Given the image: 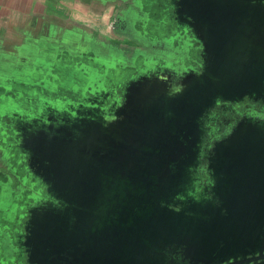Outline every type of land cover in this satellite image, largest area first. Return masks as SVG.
<instances>
[{
	"label": "water",
	"instance_id": "95a60500",
	"mask_svg": "<svg viewBox=\"0 0 264 264\" xmlns=\"http://www.w3.org/2000/svg\"><path fill=\"white\" fill-rule=\"evenodd\" d=\"M181 2L184 11H191L186 12L195 24L189 25L202 30L200 41L208 51L209 66L199 75L184 74L175 87L157 77L129 82L122 106L113 115L121 120L112 130L95 126V133L104 137L85 142L91 153L87 174L91 184L84 180L82 157L68 161L73 160L71 143L76 155L83 153L82 143L67 134L70 131L59 136L39 131L24 137L47 195L67 205L64 210H30L39 226L25 244L28 264H64L59 258L63 252L71 257L69 264H264V211L259 213L253 203L264 199V190L232 196L229 199L238 201L235 211L240 212L205 229L160 204L182 196L192 201L179 187V178L199 148L202 118L217 96H264V0ZM138 124L145 132L143 139L132 138V130L126 136L128 126ZM244 134L248 137H240L242 141L259 144L252 146V157L258 160L252 171L261 177L264 134L252 126ZM57 136L59 141L53 143ZM221 151L217 149L218 154ZM93 180L95 184L103 180L104 187ZM226 194L223 189L220 198ZM51 214L56 220L42 221ZM84 254L80 263L76 256Z\"/></svg>",
	"mask_w": 264,
	"mask_h": 264
},
{
	"label": "flooded vegetation",
	"instance_id": "af4514ba",
	"mask_svg": "<svg viewBox=\"0 0 264 264\" xmlns=\"http://www.w3.org/2000/svg\"><path fill=\"white\" fill-rule=\"evenodd\" d=\"M180 2L181 0H149L152 9L154 6L153 12L149 13L153 21H155L153 24L155 33L158 30V32H160L164 26L168 28L169 31H171L170 28L174 29V32L170 33V37H163L162 40L157 39V42L167 45L170 51H176L183 46L186 47V49L192 48L195 51V56L192 58L193 61H191L192 65L180 67L172 63H157L154 61V64L149 67H144L143 70L140 69L135 73V76L129 77L128 83L134 81L136 78L142 77L144 80H149L157 77L168 79V82L175 87L176 85H174V83L176 82H174V80H181L185 72L191 75L204 73L205 68H207L208 51L203 45L204 43L200 41L202 30L197 25H189L190 22L194 23V21L192 22L189 18L188 13L191 11H188L186 8L185 10L188 13L184 11V9L179 6L182 5ZM164 17H167L168 24L164 21ZM196 28H198V30ZM183 40L185 42L182 44L181 42H183ZM209 43H207L208 46H210ZM76 66L79 68L83 67L84 83L81 86L82 91L80 93L84 98H77L75 101L73 98H76L77 95H74V93L72 95V92L69 94L67 92L57 91L51 95L54 101H48V98L44 96V98H41L40 101L37 102L38 104L35 103V105L32 106L33 109L19 107L15 109L13 113H8L6 115L7 122L5 121L6 123H4V126L0 127V135H2V141L3 143L5 142L6 146L5 152L8 156L7 160L11 163L13 158L17 167L23 169V172L26 174L24 177L25 179L18 175L20 176V185L26 183V177H28L30 184L37 186V189L34 191L35 193L32 191L31 193L34 194L29 195V198H31L29 204L27 205V201H22V204L18 206L19 211L21 212L23 210V213H16V217L13 220L11 219L20 226H11L10 221L7 225L9 233L8 243L10 244L9 260L10 263L13 264L14 262L15 264H28L26 255L27 248L25 244L31 240L32 235H34L39 226L38 219L37 221L34 219L36 214L32 217L29 213L30 210L34 208L35 211L41 212L49 207L64 210L67 206L61 203V201L54 200L47 195L45 184L42 183L39 176H36L38 169L37 166L34 165V158H32L31 150L26 147L24 137L29 138L33 134L36 135L39 131H44L45 133L49 131L51 134L53 133V135L58 136L65 135L66 132L70 131V133L67 134H72L73 138L78 137V142L82 143L83 153H80L81 151L79 150L80 154L76 155L78 151H76L75 143H71L72 150H70V152L72 155L69 154V158H73V160L69 159L68 161L73 162L75 157H82L81 169L84 174L90 175L91 168L88 161L91 153L89 152V146H87L85 142L90 143L91 140L89 139L95 136L104 137L103 133H95L96 129H98L97 125H100L99 128L104 127L112 130L121 120L120 117H113V115H117L122 106V97L124 96V90L128 83H125L126 85L121 88L116 86L115 90L111 89L109 92L102 91V96L99 95L97 99L91 96L86 97L85 92L87 89L90 93L93 91L97 92L99 90L98 88H104L105 82L98 79L95 71L90 70V68L93 67L90 63L83 64L81 62ZM84 68H89L87 70L90 71H86L85 74ZM177 71H181V76H178L179 73ZM116 85L118 84L116 83ZM65 94L70 95L72 100L62 101L65 98ZM120 94L122 95L121 98ZM113 97H115V99L112 103L111 99ZM118 97L120 99L119 101L117 99ZM107 103H110L109 108H105ZM134 105L137 106V104ZM248 105L257 106L260 110L264 111V96L261 99H250L246 96L242 98H233L230 97V95L227 98L225 95L217 96L211 108L202 118L203 134L199 148L193 155L192 159H194V161L191 162L192 159H190L188 167L181 173L179 178V187L185 188V193H187L192 201H184L183 196L177 201L176 199L172 201H160L165 211L180 215L181 220H189L191 223L195 221L199 229H205L213 225V223L240 212L235 211L239 206L238 201H230L229 198L232 196L249 195L251 191H256L257 188L264 190V173L260 177L256 171H252V164L258 161L253 158L254 152L251 151L254 147L252 146L256 147V144H259L247 143V140L244 142L240 139V137L244 139L248 137L247 134H244L247 126L255 127L264 134V114L252 113L250 111L242 112V106ZM65 110L67 112H65ZM75 111L78 112V114H76L78 116L74 114ZM97 113L99 115H106L107 117H98ZM11 114H15L12 120L10 118ZM81 115H83V117H80ZM243 121L246 122V127H243L242 131H238L237 126L242 124ZM138 125L128 126L126 136H128L132 130L130 134L132 138L138 136L137 140L143 139V134L145 132H143V127H141L142 124ZM48 127H50V129ZM104 128H102V130H104ZM145 131L148 132L149 128H146ZM167 131L168 130H166V132ZM150 132H152V130H150ZM135 133L137 134L135 135ZM58 136L56 139H52L53 143L54 141H59ZM228 138L230 141L225 143V140ZM229 143L231 145H229ZM8 147L14 148L16 154H10L7 151ZM220 147L222 153L218 154L217 149ZM21 149L24 152H21ZM60 153L63 154V152ZM260 153H262V157L264 158V149L263 152ZM99 164V169L102 172L104 164L101 160H99ZM94 166L96 167V165H93V167ZM9 167L11 169V165H9ZM11 171L14 173L12 169ZM86 175L84 176V180L87 184H91V177ZM93 183L95 184L94 180ZM95 186L103 188V180H99ZM223 189H227L228 194L220 198ZM38 190H43L44 193L41 194ZM218 191L219 193L221 192L219 196L217 194ZM5 203H8V209L4 210L1 208L0 212H8L9 217H13V215L10 214L12 207H10V201ZM253 203H257L255 208L259 210V213L264 211V199L262 201H253ZM24 206H27L25 211ZM48 219L52 222L56 220L55 216L51 214V216H44L42 221H48ZM51 224L53 223H50V225ZM99 234L101 235L102 232L99 231ZM27 238L30 239L28 240ZM85 257V254L76 256L80 263L84 262ZM59 258L64 264H69V259H71L65 252L61 253Z\"/></svg>",
	"mask_w": 264,
	"mask_h": 264
},
{
	"label": "crops",
	"instance_id": "0c3cea01",
	"mask_svg": "<svg viewBox=\"0 0 264 264\" xmlns=\"http://www.w3.org/2000/svg\"><path fill=\"white\" fill-rule=\"evenodd\" d=\"M146 4L149 0H0V100L20 86L17 81L24 80V88L36 71L55 66L59 74L58 65L65 61L121 69L145 60L162 39L153 42L145 35L150 16ZM5 148L0 135L2 205L10 191L22 186ZM2 251L0 264L10 262V248Z\"/></svg>",
	"mask_w": 264,
	"mask_h": 264
},
{
	"label": "rangeland",
	"instance_id": "374dc122",
	"mask_svg": "<svg viewBox=\"0 0 264 264\" xmlns=\"http://www.w3.org/2000/svg\"><path fill=\"white\" fill-rule=\"evenodd\" d=\"M148 0H143L144 3H146ZM146 7L148 8V12H153L152 5L151 4H146ZM162 9V8H161ZM149 22L147 25L145 32V35L147 36V39L156 40V37H170V33L174 32V29H171V31L168 30V28H165V26L162 28L160 32L155 33V29H153V24L155 21H153V18L151 17V14L149 13ZM164 21L168 24L167 22V17H164ZM162 40V39H161ZM185 41L181 42L182 44ZM189 47V44H188ZM148 58L145 60H140L141 62H137L133 65L132 68H121L118 69L117 67L111 68V69H102V65H94L93 67L90 68V70H93L96 72V75L98 76V79L103 80L105 82L104 88H98L99 90L93 91L90 93L88 89L85 92V96L89 97L91 96L92 98L96 97V95L102 96V91L109 92L111 89L115 90L116 86H119V88L124 87L128 83L129 77L135 76V73H137L140 69L143 70L144 67H149L150 65L154 64L155 62H166V63H172L173 65H179L180 67H188L192 65L193 57L195 56V51L192 48L186 49V47H182L180 49H177L176 51L173 50L170 52V49L168 48L167 45L163 44H156L155 46L152 47V49L148 50ZM164 56V60L163 59ZM75 58V57H74ZM150 60V61H149ZM143 62V63H142ZM171 64V65H172ZM77 65V64H76ZM71 61H65L64 65L59 64L58 66V72L55 73V66L52 67L51 70L47 71H36L35 73L31 74L28 76L26 79L27 84H25L24 88L22 87L24 80L17 81L21 82L20 84L17 83L16 87H11L10 90L7 91V95L2 96V99L0 100V127L4 126V123L7 122V117L6 115L8 113L14 112L15 109H18L19 107H24V108H30L33 109L32 106L35 105V103L39 102L41 98H48V101H54L52 98V94L56 93L57 91L60 92H67L70 94L72 92V95H77L76 98H73V100H77V98H84L83 95L80 93L82 91L81 86L84 83V74H83V67H78ZM91 65V64H90ZM84 73L86 74V71L89 68H84ZM30 80V81H28ZM116 83L118 85H116ZM126 83V84H125ZM96 86V85H95ZM28 88V89H25ZM93 88V87H92ZM45 91V93H44ZM42 92V93H41ZM51 93V94H49ZM85 97V98H86ZM122 95L120 94V98ZM124 99V96L122 97ZM115 97L111 99V102H114ZM118 101L120 100L119 97L117 98ZM122 99V100H123ZM66 100H72V97L68 94H65V98L62 101ZM38 104V103H37ZM108 104V103H107ZM105 108H109L110 103L107 105ZM57 111V110H56ZM241 111L246 112L250 111L252 113H263V110H260L259 107L257 106H242ZM65 112H67L65 110ZM6 121V122H5ZM7 151L10 154H16L15 149L12 147H8ZM16 158V157H15ZM11 169L14 171V174L16 176L20 175L21 178L25 177L26 174L23 172V169H19L15 163V161L11 160ZM18 176V177H20ZM25 179V178H24ZM11 181H14V177L11 178ZM1 184V182H0ZM14 186V184H13ZM9 187V186H8ZM37 186L30 184L29 178L26 177V183H24L21 186L20 191H15L12 192L10 191L9 197L6 201H10V207H11V212L10 214L13 215L9 217V213L7 212H0V252L3 253L2 249H9L10 244L8 243V222H11V226H17L19 225L15 221H12L17 215L16 213H23V210L20 212L19 211V205L22 204V201H27V205L31 201V198H29L30 194H34L35 189ZM13 189V188H12ZM34 193H31V192ZM39 191V190H38ZM41 194L44 193L43 190L39 191ZM8 196V195H7ZM3 202H0V208L8 209V206L6 204L2 205ZM15 209V210H14ZM27 209V206H24V211ZM1 211V210H0ZM12 219V220H11ZM20 226V225H19ZM8 253V251H7ZM5 255V253H4ZM1 256V255H0ZM3 259L0 257V260ZM8 260V259H7ZM2 264H13L10 262L2 263ZM15 264V262H14ZM23 264V263H21Z\"/></svg>",
	"mask_w": 264,
	"mask_h": 264
},
{
	"label": "bare ground",
	"instance_id": "6f19581e",
	"mask_svg": "<svg viewBox=\"0 0 264 264\" xmlns=\"http://www.w3.org/2000/svg\"><path fill=\"white\" fill-rule=\"evenodd\" d=\"M206 65L209 66V63L207 62ZM177 70H179V69H177ZM177 72L179 73L178 76H181V74H182L181 71H177ZM184 74H185V76H189L190 75V73H188V72H185ZM174 82L177 83V79H175ZM174 85H175V83H174ZM97 115H98V117H100V116L101 117H107L106 115H99L98 113H97ZM243 127L244 128L246 127V122H244V121H243L242 124H240L239 126H237V130L238 131H242ZM228 141H230L229 138L227 140H225V143H227Z\"/></svg>",
	"mask_w": 264,
	"mask_h": 264
}]
</instances>
